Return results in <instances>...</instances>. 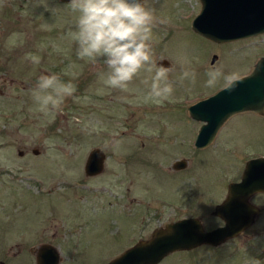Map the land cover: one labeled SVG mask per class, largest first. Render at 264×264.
I'll use <instances>...</instances> for the list:
<instances>
[{
    "label": "rangeland",
    "instance_id": "374dc122",
    "mask_svg": "<svg viewBox=\"0 0 264 264\" xmlns=\"http://www.w3.org/2000/svg\"><path fill=\"white\" fill-rule=\"evenodd\" d=\"M145 3L154 12L155 63L165 59L172 69L167 76L172 96L159 104L145 99L155 68L142 69L121 90L105 84L109 70L102 59L78 57L72 37L78 13L70 1L0 0L4 264H35L29 249L40 243L60 248V264H101L181 216L194 214L204 227L214 225L219 221L211 215L208 197L237 176L250 156L264 154V120L234 114L206 147L196 150L199 122L186 114L188 104L223 87L222 78L206 87L210 68L225 75L249 72L264 51V37L213 43L191 28L198 0ZM212 54L216 59L210 64ZM185 69L195 78L181 79ZM41 74L75 85L59 111L41 110L34 98ZM132 147L139 154L127 157ZM92 148L106 157L102 171L87 177L83 166ZM180 159L184 168L172 169ZM253 202L261 207L260 198ZM241 238L218 247L201 244L192 252L174 251L158 264H249ZM73 246L77 254L67 257Z\"/></svg>",
    "mask_w": 264,
    "mask_h": 264
},
{
    "label": "water",
    "instance_id": "95a60500",
    "mask_svg": "<svg viewBox=\"0 0 264 264\" xmlns=\"http://www.w3.org/2000/svg\"><path fill=\"white\" fill-rule=\"evenodd\" d=\"M67 3L70 0H58ZM199 12L191 22V28L205 39L223 43L264 33V0H198ZM216 59L211 55L210 63ZM166 67L168 62L161 61ZM254 72L251 74V72ZM232 91L224 87L187 107L190 118L202 122L194 137L195 148L207 146L220 126L232 115L244 111H260L264 105V55L253 65L249 73L241 76ZM32 153H37L35 149ZM103 153L92 148L85 159L83 171L87 176L102 169ZM185 166L184 160L175 161L173 169ZM264 192V157H256L244 163L238 182L228 185L225 199L215 205L212 214L220 218L222 225L204 231L196 218H182L154 228L149 237L136 241L131 247L105 264H157L167 254L189 250L201 244L217 246L238 235L252 222L258 209L247 201L254 192ZM48 245H41L36 264H54L58 255ZM44 255V256H43Z\"/></svg>",
    "mask_w": 264,
    "mask_h": 264
},
{
    "label": "clouds",
    "instance_id": "9594fccd",
    "mask_svg": "<svg viewBox=\"0 0 264 264\" xmlns=\"http://www.w3.org/2000/svg\"><path fill=\"white\" fill-rule=\"evenodd\" d=\"M70 6L78 13L77 30L72 34L78 46L77 55L81 59L103 60L109 70L106 85L126 89L142 69L152 72L155 68L145 99L159 104L172 96L173 84L167 79L172 69L157 67L154 60L151 42L154 12L145 0H70ZM30 59L39 63L38 57ZM207 76L206 87H215L222 78L225 91H232L243 79L238 72L225 75L219 68H210ZM194 78L193 71L182 72L181 79ZM74 92L75 85L61 82L57 75L41 74L34 98L41 110L59 111L64 99Z\"/></svg>",
    "mask_w": 264,
    "mask_h": 264
},
{
    "label": "flooded vegetation",
    "instance_id": "af4514ba",
    "mask_svg": "<svg viewBox=\"0 0 264 264\" xmlns=\"http://www.w3.org/2000/svg\"><path fill=\"white\" fill-rule=\"evenodd\" d=\"M259 37H264V33H262V34H258V35H256V36H251V37H248V38H243V39H239V40H235V41H243V40H249V39H255V40H257V38H259ZM210 42H212V41H210ZM213 43H216V42H213ZM212 55H215V54H212ZM264 55V51H262V53L255 59V61L253 62V64H252V66H251V68H250V70L252 69V67H253V65H254V63L261 57V56H263ZM216 56V55H215ZM210 59H211V57H210ZM162 60H165V59H161V60H159L158 62H156V64L157 63H159V65L161 66V61ZM210 64H212V63H210ZM163 66V65H162ZM168 67H170V63L168 62V65L165 67V68H168ZM249 70V71H250ZM247 73H249V72H246V73H244V74H242V75H245V74H247ZM241 75V76H242ZM203 99V98H202ZM192 104V103H191ZM190 104H188L187 105V107L189 106ZM262 109H264V105H263V108ZM260 110V111H254V110H250V111H244V112H240V113H237V114H235V115H238V114H241V113H244V114H246V116H249L252 120H257V118H259V119H261V120H264V110ZM186 114L188 115V111H187V108H186ZM235 115H232L231 117H233V116H235ZM188 117L190 118V116L188 115ZM231 117H229L228 119H230ZM192 119V118H191ZM227 119V120H228ZM194 120V119H193ZM226 120V121H227ZM195 121H197V120H195ZM197 122H199L198 123V125L200 126L201 125V123L202 122H200V121H197ZM221 127V126H220ZM220 129V128H219ZM218 129V130H219ZM218 130H217V132H218ZM217 132H216V134H217ZM216 134H215V136H216ZM214 136V137H215ZM214 139V138H213ZM135 147V146H134ZM134 147H132L133 149L132 150H129L128 151V156L127 157H130L131 155H135L136 153H138V152H136L135 151V148ZM192 147H194L195 148V146H194V140H193V146ZM206 147V146H205ZM99 149V148H98ZM196 150L197 149H199V148H195ZM102 153H103V156H104V159H103V161H102V169H103V164H104V160H105V154H104V152L101 150V149H99ZM139 154V153H138ZM87 157V156H86ZM256 157H264V154H260V153H255V154H253L252 156H250L247 160H249V159H251V158H256ZM180 160H183V159H180ZM246 160V161H247ZM176 161H179V160H176ZM245 161V162H246ZM175 162V161H174ZM173 162V163H174ZM244 162V163H245ZM173 163H172V165H171V168L173 169ZM184 168V167H183ZM102 169H101V171H102ZM182 169V168H181ZM174 170H180V169H174ZM243 170H244V165L242 166V168L240 169V171H237L236 172V174H238L237 176H235V177H233V178H231L229 181H227L226 183H225V186L224 187H221L220 189H219V192H217V194L216 193H214L213 195H211V196H209L208 197V199L209 200H212V202H213V208H214V206L215 205H217V204H219L220 202H222L224 199H225V197L227 196V192H228V185L230 184V183H233V182H238L239 180H240V177H241V174H242V172H243ZM100 171V172H101ZM84 172V171H83ZM99 172V173H100ZM85 175V174H84ZM85 176H87V175H85ZM87 177H91V176H87ZM133 180H134V178H133ZM194 197H195V194H194ZM254 198H260L261 199V207H259V205H257V204H255L254 202H253V200H254ZM218 199V201H216ZM182 201V200H181ZM247 201L249 202V203H251V204H253V205H255L256 207H257V209H258V211H257V213L255 214V216L253 217V222L247 227V228H245L244 230H242L238 235H236L235 237H242L241 238V242L243 243V249H244V251H243V253H244V255H245V257H244V259H245V261L247 262V263H249V264H264V216H263V218H262V215H264V192L263 191H260V192H254V193H251L248 197H247ZM179 204H181V202H178ZM179 208H182V207H179ZM205 210V209H204ZM213 210V209H212ZM212 210H211V215L214 217V218H216L219 222L218 223H216V224H214V225H210V226H207V227H204L203 226V224H202V222H201V220L196 216V215H194V214H189V215H187V216H181L180 218H177V219H175V220H178V219H182V218H196L199 222H200V224L202 225V228H203V230L204 231H208V230H211V229H213V228H215V227H217V226H220V225H222L223 224V222H222V220L220 219V218H218L217 216H214L213 214H212ZM130 215H133V213H130ZM258 217H261L262 219L261 220H258ZM175 220H173V221H175ZM171 222V221H170ZM165 224V223H164ZM163 224V225H164ZM157 227H159V226H157ZM156 227V228H157ZM254 227H256V229H253ZM153 230V229H152ZM152 232V231H151ZM150 232V233H151ZM149 237V236H148ZM147 237V238H148ZM235 237H233V238H235ZM147 238H139V239H137L136 241H138V240H144V239H147ZM229 239H232V238H229ZM228 240V239H227ZM135 241V242H136ZM134 242V243H135ZM134 243H132V244H130V245H127L126 247H124V249H122V250H120V251H117V253H116V255H114L112 258H114V257H116V256H118L120 253H122L123 251H125L127 248H129V247H131ZM224 244V242L222 243V244H220V245H223ZM41 245H48L49 246V248L47 247V250H50V249H54L55 251H56V253H57V255H58V261L56 262V263H54V264H60L63 260L61 259V251H60V248H58V247H56V246H54V245H52V244H50V243H40L39 245H37V246H35V248H30L29 249V252H30V254H32V258H33V260H34V262H35V264H36V256H37V254L39 253V251H38V249H39V247L41 246ZM211 246V245H210ZM219 245H217V246H211V247H218ZM77 247V246H76ZM76 247L75 246H73V247H71L70 248V252H69V254H67L68 256L67 257H69V255L72 257V256H74L75 254H77V251L75 250L76 249ZM196 247H194V248H191V249H189V250H179V251H188V252H192L194 249H195ZM72 250V251H71ZM51 251V250H50ZM84 252H85V250H84ZM44 256V255H43ZM111 257L110 258H108V259H106L105 261H103V262H101V264H105V263H107L108 261H110V259H112ZM159 263V262H158ZM157 263V264H158ZM0 264H4V261H2V260H0ZM100 264V263H99ZM193 264H197V263H195V262H193Z\"/></svg>",
    "mask_w": 264,
    "mask_h": 264
}]
</instances>
